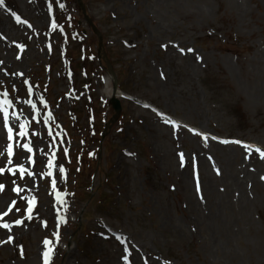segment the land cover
Listing matches in <instances>:
<instances>
[{"label": "rangeland", "instance_id": "rangeland-1", "mask_svg": "<svg viewBox=\"0 0 264 264\" xmlns=\"http://www.w3.org/2000/svg\"><path fill=\"white\" fill-rule=\"evenodd\" d=\"M0 62V264H264V0H4Z\"/></svg>", "mask_w": 264, "mask_h": 264}, {"label": "bare ground", "instance_id": "bare-ground-1", "mask_svg": "<svg viewBox=\"0 0 264 264\" xmlns=\"http://www.w3.org/2000/svg\"><path fill=\"white\" fill-rule=\"evenodd\" d=\"M119 92L120 91L118 89L114 88V87L109 88V90H108L109 97H111V96H113V97H116V96L117 97H122L119 94ZM0 114H2V113H0ZM3 127H4V119L0 115V147L2 149L3 148L5 149V147L10 143V141L7 139V135L4 134L7 129H5V132H4ZM5 154L6 153H4L3 156H2L3 159H6V155ZM38 159H41V157L39 156ZM223 162L226 163L228 166H230V164L228 162V159H226V161H223ZM27 165H28V154L25 152L23 154V156H22V161L20 163V166H22L23 167V170H25L26 167H27ZM15 167L16 168H19L18 163H16V166ZM246 171L245 170L238 171L236 168H233V167H231L229 169H226L224 167V170H223L222 174L218 178H220L221 181L224 180V182H222V183H225V184H227L228 181L230 180L233 184H231L229 186L232 187V185H239L240 186V189H241V188H244L241 185L243 184V182L245 180V174L242 175V176H240V174L238 175V172H246ZM208 178H209V176H208ZM213 181L215 182L217 180H213L212 178H209V182H207V185H206L208 187V190L210 192H212V193L215 192V189H216V186H212V182ZM242 192H243V194L246 193V191L244 189H242ZM3 199H4V197L0 196V205L2 203L1 201H3ZM214 212H215V210L213 211V213ZM210 216H211V219H212L213 222H216L217 221V219L215 217H213V215H210ZM208 219L209 218L205 219V221L207 222ZM227 222H229V221H227ZM42 249H43V246H39V262H38V264L41 263V261H40V252H41ZM56 250H58V248H56ZM36 257H37V255H36Z\"/></svg>", "mask_w": 264, "mask_h": 264}, {"label": "snow or ice", "instance_id": "snow-or-ice-1", "mask_svg": "<svg viewBox=\"0 0 264 264\" xmlns=\"http://www.w3.org/2000/svg\"><path fill=\"white\" fill-rule=\"evenodd\" d=\"M4 0H0V4H3ZM15 15V14H14ZM17 20L20 19L19 16L16 17ZM181 51H184L183 49H181ZM189 51H192L191 49H189ZM2 63V62H0ZM4 96H7L8 94L7 93H4L3 94ZM13 101L12 100H8V99H2L0 100V111L3 112V115H4V124H5V127L7 128V139L9 141H12L13 140V128L8 126V118H9V107L12 105ZM11 115H15L14 113H12ZM25 127L24 124H21L20 125V128L23 130ZM21 135H24V132L21 131L20 133ZM207 138V137H205ZM230 141H224V143H229ZM232 143H236V144H241L243 145L245 148H252L255 150V152L259 153L261 158H264V150H262L260 147L258 146H255V145H250V144H247L243 141H231ZM24 148L28 149L29 151H31V149L29 148V146L27 144L23 145ZM66 151V150H65ZM7 153H8V156H11L13 154V144L9 143L7 145ZM49 167H51V162H49ZM4 168H0V173H3L4 172ZM20 170L23 171V167L20 166ZM61 171H63V169H61ZM218 171V170H217ZM262 179H264V177H262ZM3 185H0V190L3 189ZM15 223L19 224L21 223L20 220H16ZM4 227H8V225L5 223L3 225ZM9 239H11V237H9ZM45 243L47 244L48 241L46 240ZM50 249L48 251H45L44 253V257H45V264H48V258H49V254H50Z\"/></svg>", "mask_w": 264, "mask_h": 264}]
</instances>
